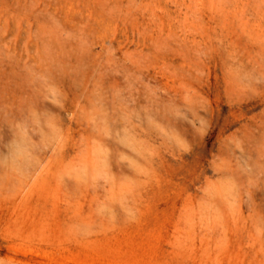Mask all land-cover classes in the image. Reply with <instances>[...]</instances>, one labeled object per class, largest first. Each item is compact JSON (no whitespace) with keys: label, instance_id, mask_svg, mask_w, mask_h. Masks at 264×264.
I'll use <instances>...</instances> for the list:
<instances>
[{"label":"rangeland","instance_id":"rangeland-1","mask_svg":"<svg viewBox=\"0 0 264 264\" xmlns=\"http://www.w3.org/2000/svg\"><path fill=\"white\" fill-rule=\"evenodd\" d=\"M0 264H264V0H0Z\"/></svg>","mask_w":264,"mask_h":264}]
</instances>
